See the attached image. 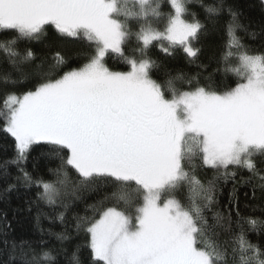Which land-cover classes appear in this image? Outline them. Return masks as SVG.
Returning <instances> with one entry per match:
<instances>
[{
    "label": "snow or ice",
    "instance_id": "1",
    "mask_svg": "<svg viewBox=\"0 0 264 264\" xmlns=\"http://www.w3.org/2000/svg\"><path fill=\"white\" fill-rule=\"evenodd\" d=\"M193 2L204 8L206 22L189 10ZM168 4L172 11L163 13L162 0H0V31L14 34L0 41V85L33 81L23 93L7 92L0 106V131L14 138V156L0 163V179L7 182L9 166H15L17 182L40 189L38 199L54 213L48 218L65 225L63 232L49 230L61 243L72 238L66 221L72 202L60 199L61 190L79 199L78 191L111 186L88 206L91 216H73L76 234L88 238L90 264H264V247L247 238L249 231H264V217L243 215L237 194L238 184L251 185L252 198L259 192L264 200V52L248 50L244 38L257 34L225 0ZM223 13L229 18L222 60L224 70L238 77L235 87L218 91L184 73L169 75L163 84L152 77L158 65L149 56L151 47L167 55L179 48L195 62L201 37ZM49 25L62 37L89 43L82 65L69 67L56 51L45 72L30 47L19 50L18 41L39 40ZM133 38L137 46L129 54L125 46ZM111 54L130 70H110ZM36 145L60 160L59 168L49 169L55 181L27 170ZM197 160L214 170L206 185L195 175ZM67 167L78 174L77 184H71ZM220 178L233 182L223 206L216 198ZM16 187L8 183L5 191ZM182 188L186 203L177 196ZM221 231L232 233L231 239L221 242ZM3 244L8 264H59L52 249L37 251L7 239ZM80 247L69 264H84Z\"/></svg>",
    "mask_w": 264,
    "mask_h": 264
},
{
    "label": "trees",
    "instance_id": "2",
    "mask_svg": "<svg viewBox=\"0 0 264 264\" xmlns=\"http://www.w3.org/2000/svg\"><path fill=\"white\" fill-rule=\"evenodd\" d=\"M228 5L239 13L240 19L243 23L250 25V31L255 32L256 38L250 39L244 38V43L247 45L248 50L254 53L264 52V33L261 32V27L264 26V0H225ZM219 0H202V4L211 5L218 4ZM131 6V5H130ZM191 12L196 13L197 18L202 22L205 21V11L200 3L193 2L188 5ZM135 10V9H134ZM161 11L168 13L172 11L169 7L168 0H162ZM189 19L191 17H188ZM226 13L221 14L219 19L212 24L208 25V32L203 35L197 45L201 51L199 58L195 62H190L187 55L176 48L173 55H167L163 53L158 47L153 46L149 50V56L152 60L156 61L158 67L151 71V75L158 82L163 84L165 79L171 75L176 76L177 73H184L187 77L197 76L202 86L210 85L213 89L223 91L231 87H235L238 77L232 72H226L224 70L225 64L222 60L223 44L225 40L224 25L228 20ZM159 26L163 27V21ZM47 33L40 37L39 40H21L18 41L19 50H23L25 47H30L36 54L38 59L36 64L43 61V68L41 71L47 72L49 65L53 63L51 57L56 51H60L67 59L69 67H79L85 61L81 53L90 51V46L87 41L76 40L71 38L62 37L57 33L55 28L51 25L46 26ZM133 31L137 30L138 24L131 22ZM14 34L11 32L0 31V41H7L12 38ZM241 35H243L241 33ZM155 44V42H154ZM135 38L125 46L126 52L133 47H136ZM130 54V52H129ZM0 60H3V54L0 53ZM235 60L232 61L234 65ZM106 64L112 71H129L130 67L119 56L111 54L106 57ZM201 65L203 67H201ZM6 67V66H5ZM34 67V65L32 66ZM67 70L66 68L58 69V72ZM210 77V79H209ZM183 90H188L187 85H179ZM33 87V81L26 80L18 83L17 85L9 88H5L0 85V106L5 98V94L9 91H15L16 93H23ZM3 127L2 121H0V128ZM46 148L42 145L34 146L29 161L26 165L27 170L33 175L34 178H43L45 181H55L56 176L49 169H56L60 167V160L57 158H50L43 155ZM14 156V138L3 131H0V163L10 159ZM197 165L195 168V175L205 185L215 175L214 170L205 166H200L199 160L195 161ZM11 172V177L5 182L0 179V232H7V236L0 235V264H8V249L3 244V240L7 239L9 242L15 240L17 243L21 241L28 242L37 251L41 247L52 249L53 254L57 256L59 264H69V257L71 253L76 249L77 245H80V256L84 264H90L89 254L90 250L86 247L87 236L81 232L76 234L73 220L74 215L91 216L92 212L88 208L89 205H95L97 201L103 199L106 193L112 191L111 186H99L95 190H83L78 191L76 199L70 194H65L62 189L60 192V199L71 201V206L66 213L67 231L71 235V239L61 243L56 237L50 234L63 232L65 225L61 224L58 220L52 221L48 218L49 215H53L52 209L43 200L38 199L40 189L36 186L25 187L22 183L15 180L18 175L15 166H9L8 169ZM68 172L69 180L71 184H77L79 182V176L71 167L65 169ZM2 171V169H0ZM242 175L247 177L249 174L245 171ZM239 179V178H238ZM255 182V181H254ZM8 183H17L15 190L6 192ZM70 184V186H71ZM233 182L231 180L225 182L223 178L216 181V198L219 200L220 205L223 206L227 203L232 192ZM238 196L240 200L241 212L245 216L264 217V200L259 198V192H257V198H252L251 185L238 184ZM245 193L248 195L245 196ZM187 190L182 188L177 196L182 203H186ZM57 211L63 209L57 206ZM209 222L211 223V217L209 213ZM245 225V229H247ZM234 231L235 225L233 226ZM232 233H225L221 231L218 239L223 242L224 240H230ZM247 238L254 244H259L264 247V231L257 233L249 231ZM41 241H45L43 245ZM67 249V252L62 251Z\"/></svg>",
    "mask_w": 264,
    "mask_h": 264
}]
</instances>
